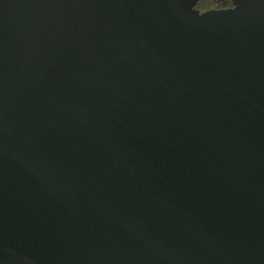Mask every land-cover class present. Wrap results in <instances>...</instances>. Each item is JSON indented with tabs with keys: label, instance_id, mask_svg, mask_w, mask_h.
<instances>
[{
	"label": "water",
	"instance_id": "95a60500",
	"mask_svg": "<svg viewBox=\"0 0 264 264\" xmlns=\"http://www.w3.org/2000/svg\"><path fill=\"white\" fill-rule=\"evenodd\" d=\"M197 1L0 0V264H264V0Z\"/></svg>",
	"mask_w": 264,
	"mask_h": 264
},
{
	"label": "flooded vegetation",
	"instance_id": "af4514ba",
	"mask_svg": "<svg viewBox=\"0 0 264 264\" xmlns=\"http://www.w3.org/2000/svg\"><path fill=\"white\" fill-rule=\"evenodd\" d=\"M231 5L230 0H216V3L213 5H201L200 0L197 1L196 3V8L200 11L209 9V8H225Z\"/></svg>",
	"mask_w": 264,
	"mask_h": 264
}]
</instances>
